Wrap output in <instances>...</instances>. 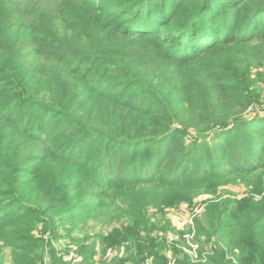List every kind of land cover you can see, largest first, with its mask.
<instances>
[{
  "label": "trees",
  "instance_id": "obj_1",
  "mask_svg": "<svg viewBox=\"0 0 264 264\" xmlns=\"http://www.w3.org/2000/svg\"><path fill=\"white\" fill-rule=\"evenodd\" d=\"M118 9L104 28L91 22L66 46L48 45L50 58L70 75L56 86L55 98L41 101L27 70L17 79L14 65L1 64L8 68L0 73L11 77L0 81V121L16 135L0 134V264L7 247L11 264H69L52 242L74 240L73 232L97 215L85 208L90 188L106 197L113 188L141 184L160 189L120 198L127 204L122 214L103 217L126 222L90 243L74 240L76 253L80 264H95L98 243L107 257L130 242L117 264L139 263L146 254L166 264L161 239L148 246L139 241L149 208L172 207L203 187L264 172V115L246 116L261 104L252 69L264 67V0H127ZM164 28L172 32L162 39ZM63 32L59 26L56 34L64 38ZM110 34L146 41L153 50L118 52L106 42ZM77 81L85 84L84 94H96L91 112L79 111V103L70 109ZM111 85L120 91L107 93ZM126 93L139 100L123 104ZM17 137L27 144L59 142L54 170H42L40 157L8 142ZM186 137L194 139L187 144ZM66 167L89 169V176L72 178ZM205 218L197 224L211 247L206 262L185 256L177 264H264V201L214 203ZM38 227L47 241L34 234Z\"/></svg>",
  "mask_w": 264,
  "mask_h": 264
},
{
  "label": "rangeland",
  "instance_id": "obj_2",
  "mask_svg": "<svg viewBox=\"0 0 264 264\" xmlns=\"http://www.w3.org/2000/svg\"><path fill=\"white\" fill-rule=\"evenodd\" d=\"M127 0H0V68H8L1 66L8 64L17 69V79L24 74L29 79L33 90L41 101H48L50 98H55L57 88L61 82L66 81L70 75L69 72L62 69V67L55 63L48 55V45L54 44L59 46H66L69 40L75 38V36L89 27L92 22L96 26L104 28L108 15L113 12H117L119 7ZM127 13V12H126ZM124 14V13H123ZM133 14V12L129 13ZM97 22V23H96ZM105 23V24H104ZM59 26L64 28V32L61 34L64 38H60L56 33ZM100 29V28H99ZM172 28H164L159 38H166L171 34ZM101 35V34H100ZM108 38V39H107ZM106 38V42L109 46H116L118 52H136L145 50H151L153 48L146 41L135 42L129 41L110 34ZM259 45L257 43L255 45ZM150 47V48H149ZM264 52V46L261 48ZM153 50V49H152ZM151 50V51H152ZM20 66V67H19ZM23 69V70H20ZM1 70V69H0ZM86 67H82L81 73H85ZM1 72V71H0ZM28 73V75H27ZM98 71L93 73L97 75ZM264 73V67L252 69V79H257V89L260 94V105H253L247 111V117H253L254 114L261 113L264 115V80H259V75ZM15 76V75H13ZM11 75L6 73H0V81L5 78L10 79ZM90 79V77L87 78ZM85 79V80H86ZM106 82L114 81L113 78L108 77ZM3 84L0 85V90L3 88ZM73 86L72 92L77 96L75 105L70 109H75L77 103L81 105V112H88L94 107L96 102L95 92L89 95L87 92L84 94L83 88L85 84L77 81ZM112 90V91H111ZM119 90L117 87H110L109 92ZM54 91V92H53ZM79 94L81 96H79ZM82 94H84L82 96ZM123 104L133 103L139 98L130 97L129 93L123 94ZM131 102H129V101ZM0 102L2 98L0 97ZM69 107V103L67 105ZM130 105H127L129 110ZM135 107V106H134ZM133 104L131 108L135 110ZM119 113L125 114L126 107L118 106L114 107ZM13 134L16 135L14 128L11 127L8 122L0 121V134ZM191 136L195 137L194 132H190ZM194 138L186 137L187 144H190ZM28 139L23 138H11L8 142H16V149L18 151H26L27 153L40 157L41 164L39 166L42 170H49L52 172L57 164L55 157L57 155V146L59 142L54 141L49 144H27ZM24 142V143H23ZM65 174L72 178H87L89 176V169L66 167ZM84 181V180H83ZM84 188H89L88 183H85ZM123 188V187H122ZM118 188L109 190V196L104 197L98 188H90L93 190L91 198L88 197V201L85 204V208L89 207V212L97 214L90 215L85 225L81 226L79 230L73 232L75 241H85L90 243L93 237L99 233L107 235L114 228H118L126 222V219L118 221V219L112 220L108 217H103L105 213L109 217H119L122 214V210L126 209L127 204L120 201V198L130 197L134 191L136 194H154L158 192L160 188L150 187L147 185H128L123 189ZM88 196V195H87ZM93 196H95L93 198ZM244 198H252L255 202L260 203L264 201V172H259L247 177L236 178L222 183L217 188H205L203 187L198 191L191 199V201H182L178 205L172 207H165L163 209L149 208L147 216L150 224L141 231L140 242L141 244L149 245L151 239L162 240L165 243V248L161 251V255L165 256L167 253H173L176 260H180L185 256L189 257L191 248L197 249L207 255L209 251V243L203 235H198V224L205 223V216L208 212V207L214 203H232L242 200ZM93 208H92V207ZM93 216V217H92ZM34 234L38 238H45L42 233V228L38 227ZM61 234L64 232L61 231ZM73 239L63 238L58 241H53L52 244L56 249L58 256L69 262L74 263V259L69 261L71 257L78 258V262L74 264H80L81 256L76 253L78 244ZM1 244V242H0ZM97 245V254L95 256V264H114L111 258H107L102 253L100 243ZM133 243H126L120 249L109 250L108 253H114L116 258L115 264L119 261V258L125 259L127 252H129ZM134 245V244H133ZM136 250L133 248L132 252ZM176 252V253H175ZM188 253V254H187ZM4 264H11V250L5 248L2 252ZM117 256V257H116ZM209 257V256H208ZM48 261V258L45 257ZM110 260V261H109ZM147 260L155 264L154 258L145 255L139 263H125V264H143ZM196 263V262H193ZM201 263H204L201 261Z\"/></svg>",
  "mask_w": 264,
  "mask_h": 264
},
{
  "label": "built area",
  "instance_id": "obj_3",
  "mask_svg": "<svg viewBox=\"0 0 264 264\" xmlns=\"http://www.w3.org/2000/svg\"><path fill=\"white\" fill-rule=\"evenodd\" d=\"M198 248H199V246L197 245V249L195 250V248L193 249V248H191L190 249V253L188 254L189 255V257H190V259L193 261V262H201V261H203V262H206V258H207V255H209L210 254V252H208L207 253V255L205 254V253H203L202 255H200V250H198ZM211 247L209 246V249H210ZM115 253V252H114ZM114 253H112L113 255H114ZM74 259V263H77L78 262V258L76 259L74 256L73 257H71L70 259H69V261H72ZM73 263V264H74ZM143 264H152V262L151 261H149V260H147L145 263H143ZM166 264H177V262H176V259H175V255L173 254V253H167V255H166Z\"/></svg>",
  "mask_w": 264,
  "mask_h": 264
},
{
  "label": "crops",
  "instance_id": "obj_4",
  "mask_svg": "<svg viewBox=\"0 0 264 264\" xmlns=\"http://www.w3.org/2000/svg\"><path fill=\"white\" fill-rule=\"evenodd\" d=\"M114 257H115V256L112 254V252L108 253V255H107V258H108V259L111 258L110 260H112ZM110 260H109V261H110Z\"/></svg>",
  "mask_w": 264,
  "mask_h": 264
}]
</instances>
